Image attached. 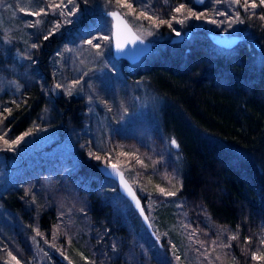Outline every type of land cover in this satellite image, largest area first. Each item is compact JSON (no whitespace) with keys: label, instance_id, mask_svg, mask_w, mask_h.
Masks as SVG:
<instances>
[{"label":"trees","instance_id":"trees-1","mask_svg":"<svg viewBox=\"0 0 264 264\" xmlns=\"http://www.w3.org/2000/svg\"><path fill=\"white\" fill-rule=\"evenodd\" d=\"M141 1L131 0L137 13L146 10ZM145 1L149 2L148 14L171 20V27L167 24L152 27L150 21L140 18L142 29L148 27L160 37L152 38V48L137 61L119 58L120 70L129 78H141L159 97L153 108L156 125L152 139L156 143L157 139L173 137L178 144L180 186L177 194L187 225L195 230V236L205 247H211L219 238V230H231V237H238L235 240L229 237L228 243L235 263L253 264L252 252L264 233V20L260 19L264 15V6L259 5V0H256L258 7L247 11L236 5L243 23H232L231 26L227 18L215 19L217 23L214 24L209 22L213 18L208 16L186 19L181 24L172 20L174 9L180 4L190 5L197 13L204 9L201 10L194 0ZM76 2L80 9L76 16L62 17L45 4L43 8L47 15H28L27 24L17 23L23 19L21 14L27 16L18 9L20 17L15 15V24L8 30L0 27V66L9 63L24 69V75H17L21 81L19 95L0 94V125L15 134L34 131L35 125L49 110L47 103L51 99L55 109L51 108L54 118L50 123L55 125V136L35 149L25 143L28 146H24L26 151L22 154L32 150L35 160L36 153L37 156L47 153V167H66L48 169L47 172L63 174L69 184L67 187L59 183L60 186L52 189L39 181L37 187V182L29 187L30 180L22 181L21 175L18 176L20 180L5 185L0 192V201L11 212L12 220L18 215L23 220L20 222L31 224L22 212L27 204L33 205L27 198L32 196L41 206L43 200L39 198L44 197L49 203L67 193L71 201L82 200L80 207L84 212L79 215L77 224L83 229L79 235L86 244L89 262L148 264V261L157 264L141 256L134 257L133 261L122 257L124 249L122 244H117V237L126 238L127 232L120 211L103 192L107 187L101 181L114 183V180L98 170L99 160L89 156V151H94L87 135L89 126L84 125L87 100L73 91L71 95L65 90L55 93L49 86L54 79L52 57L57 48L73 34L86 35L93 23H98L99 30L106 33L107 28L100 19L107 18L108 25L110 18L106 9L118 8L108 0ZM95 5L99 8L95 9ZM3 6L8 8L7 1ZM130 16L134 17H127L131 19ZM37 19L42 21L39 25L28 26ZM65 19L73 22L61 23L60 28L54 30V25ZM178 29L184 32L175 36ZM50 30H54V34L44 40L43 36ZM212 31L236 33L239 38L232 45H222L211 38ZM33 43L39 47L32 48ZM8 108L12 110L11 114L4 111ZM123 139L140 153L146 148L129 133ZM17 150L16 146L12 151L14 156L18 154ZM138 193L143 201V195ZM53 202V206H46L36 215L34 224L46 239L53 237L59 244L64 238L51 234L57 221ZM59 231L64 234L63 230ZM35 239L42 241L38 237ZM27 242L16 222L0 223V264H9L3 258L8 247L17 252L20 262L26 261ZM110 243H114L113 250L108 246ZM39 245L43 246V243ZM116 248L121 249L120 254Z\"/></svg>","mask_w":264,"mask_h":264},{"label":"rangeland","instance_id":"rangeland-1","mask_svg":"<svg viewBox=\"0 0 264 264\" xmlns=\"http://www.w3.org/2000/svg\"><path fill=\"white\" fill-rule=\"evenodd\" d=\"M5 1H7V9L3 6ZM194 1L200 5L201 10L204 9L201 11V13H206L203 18L207 16L220 20L227 18L229 21L230 18L237 15L236 5L231 3V0H220L219 3L216 0ZM56 2L58 3L59 0ZM48 3L49 0H31V4L28 3V0H0V27L8 30L13 23L15 24L13 18L15 15L20 17L18 9L21 7L38 10L45 7L43 6L45 4L47 6ZM147 4H149L148 1H141L143 7ZM185 6L192 10L190 5ZM68 8L75 11L72 5H68ZM98 8L99 6L95 5V9ZM146 10L150 11V8L147 7ZM218 12L226 13V15H217ZM185 15L186 13L174 11L172 17H176L174 21L177 23L178 20L184 19ZM21 16L22 21L17 23L27 24L28 15L23 16L21 14ZM126 18L141 36L148 39L160 37L158 33L153 32L152 35H148L145 29L150 31L149 28L142 29L140 27L142 21L139 19L131 16V19L127 16ZM100 20L107 28L106 33L99 30L98 23H93L91 30L86 35L73 34L57 48L52 57L54 79L49 83V86L55 93L71 89L87 100L88 109L84 113L87 121L84 122V125L89 126L87 135L94 153L102 157L99 163L117 164L136 192H140L144 197L143 207L157 238H154L147 230L131 202L118 190L115 181L114 183L101 181L107 187L103 189V192H106L107 198L120 211L126 228V238L117 237V244L123 245L125 251L122 252V257L133 261L134 257L139 258L141 256L152 259L157 264H236L230 247L224 246L229 243V237L232 235L231 230H219V238L215 241L216 243L212 244L211 247H205L198 243L199 240L192 234L193 231L187 225L186 214L177 194L180 186L178 144L177 142L176 145L171 143L173 139L175 140L173 137L157 139L156 143L152 139L153 129L156 125V114L153 108H155V103H158L159 97L145 86L141 78H129L120 70L119 58L115 57L111 51V39L109 42L94 41V43H101V55H97L96 49L84 42L93 36L108 35L111 37V18L108 25L106 24L107 18ZM20 30L25 34L23 29ZM177 32L182 34L184 30L178 29L174 34L175 36H177ZM0 71V94L19 95L21 81L17 75H24V69H19L8 63L4 67L0 66ZM74 81H79V83L72 87ZM57 84L61 87L57 88ZM47 106L49 110L44 114L43 119L41 118L39 123L35 125V130L25 131L30 134L24 137L19 144L10 148L3 139H0V192L9 181L20 180L18 176L21 175L23 176L22 181L30 180L29 187L34 186L33 184L36 182L37 187L39 181L52 189L60 186L59 183L69 186L60 171L59 176L56 173L47 172L48 169L60 170L64 166L47 167V162H45L47 153H43V157L37 156L36 153L35 160L31 153L32 150L27 151L25 155L22 154L28 146L25 143H29L35 149L42 147L44 143L55 136V125L50 123L54 118L51 108L55 109L51 99H48ZM53 114L57 116L55 113ZM127 133L134 136L139 144L146 147L143 153H140L123 139ZM23 134H15L13 130L9 132L0 125V136L9 141L15 140ZM16 146L18 154L14 156L12 151ZM24 146L26 147L24 148ZM137 158L143 161V164L137 163ZM160 188L166 191H174L176 195L165 196L160 193ZM67 195L64 193L63 196H58L57 201H52L56 205L57 221L56 226L53 224L51 228V234L64 238L59 244L53 237L46 239L42 234L37 235L39 229L34 224L36 215L46 209V206L52 205L51 201L47 203L48 201L44 197L39 198L43 200V205L38 206L37 201L32 196L27 198L33 205L27 204L22 212L25 220L32 221L31 224L20 222L23 220L19 219L18 215H15V219L12 220L11 212L2 206L0 201V223L16 222L21 233L27 237L29 254L25 259L26 261L23 259L21 264H39L41 262L43 264L54 262L55 264H70V262L71 264H92L89 262V255L86 254L88 253L86 244L79 235L83 229L78 228L77 224L79 215L84 212L80 207L82 200L76 198L77 200L71 201ZM31 208L34 209L29 211ZM59 230H63L64 234ZM37 237L41 238L42 241H36L35 238ZM262 239H264V233L260 241ZM40 243H43V246H40ZM108 246L112 250L114 249V243H110ZM116 250L119 254L121 253L120 248L119 250L116 248ZM9 252L17 257V252L8 247L7 253L3 257L4 260L6 259L9 264H15L8 255ZM253 252H256L257 255L264 254V244L258 243ZM176 256L180 257L179 261H177ZM253 262V264H264V260H253ZM147 263L149 264L148 261Z\"/></svg>","mask_w":264,"mask_h":264},{"label":"snow or ice","instance_id":"snow-or-ice-1","mask_svg":"<svg viewBox=\"0 0 264 264\" xmlns=\"http://www.w3.org/2000/svg\"><path fill=\"white\" fill-rule=\"evenodd\" d=\"M87 2H88V0H85V3H87ZM201 2H203V0H201ZM216 2L219 3L220 0H216ZM28 3L31 4V0H28ZM108 3H110V4L114 3L118 8L128 10L126 12L109 11L107 13L108 16L112 17L113 20L116 21V25H115L116 31L114 33V36H115L117 51L122 52L124 50L125 45H127L129 43L135 44V43H137V41H139L140 43H143L141 36L138 33L133 32L132 26H130L129 23L124 19L125 16L132 15L136 19L143 18L145 20H148L151 22L152 27L158 28L160 25H164V24H167L169 27H171V20L159 19L157 17H154L153 15H149L146 10H141L137 13V9L134 7L131 0H108ZM231 3H233L235 5H241L246 11L249 8L255 9L256 7H258L256 0H251V3L249 2V0H231ZM68 5H72L73 8L75 9V11H73L72 9H69ZM259 5L264 6V0H259ZM47 7L49 9H51L52 11H58L59 15L62 17L76 16L77 13L80 12V9L77 5L76 0H59L58 3L56 2V0H49ZM145 8H147V5L145 6ZM65 9H67V11H65ZM20 10L25 12L26 15H31V16H35V17H40L42 15L48 14V12L43 7L39 8L38 10H30V9H25V8L21 7ZM174 11L176 13H186V15L184 16V19L177 21L178 23H181V24H183L184 20H186V19H190L193 17L195 19H201L203 16H206V13L194 12L190 8H186V6L184 4H180L178 7H176L174 9ZM216 14L217 15H226V13H219V12ZM260 19L264 20V15L260 16ZM172 20H176V17L173 16ZM41 22H42L41 20L37 19L34 23H29L28 26L29 27H35L36 25H39ZM72 22H73L72 20H68V19H65L62 22H58L54 25V30H58L61 26V23H69L70 24ZM209 22L214 23V24L217 23V21L215 19L209 20ZM228 23H229V26H231L232 23H243V20H241L239 17V14H237L235 18H230ZM121 26H123V31L126 33V35H124L123 37H122ZM140 27H143V25H141ZM54 30H50L47 35L43 36V39L48 40L50 38V36L54 34ZM145 31L148 32V35L153 34L151 31H148L147 29H145ZM176 35L179 36L180 33L177 32ZM110 39H111V37L108 35H100V36H93L91 39H87L84 42L86 44H88L89 46H91L92 48L96 49L97 55H101L102 54V52H101L102 45L99 42L94 43V41H100V40L109 41ZM31 47L37 48V47H39V45L33 43L31 45ZM69 51H70V49H69ZM78 83H79V81H74L72 87H75V85ZM56 87L60 88L61 85L57 84ZM68 94L71 95V89H68ZM4 111L11 114L12 110L10 108H8V109H4ZM29 134H30L29 132H25L22 136L17 137L15 140H12V141L4 139L3 136H0V139H3L4 143L11 148L13 145L19 144L24 139V137L28 136ZM171 143L173 145H176V141L174 139L171 141ZM89 156H92L96 160L102 159L101 155L94 153V152H89ZM136 162L143 164V161L139 160L138 158H137ZM109 168L111 169V172H107V170ZM105 171L107 172L108 175L115 174V175L120 177V181H121V184L123 185L124 191L127 193L128 196H130L131 200L135 204V207L139 210L140 215L142 217H144L145 220H147L148 217L144 215V209L141 206L140 200L137 198L135 193L132 192V189L127 185V182L124 180L123 173L119 170L118 165L115 163L108 164L105 167ZM159 191L161 194H163L165 196H175L176 195V192L166 191L163 188H160ZM36 234L41 235V233L38 230H37ZM192 234L195 235V230L193 231ZM237 238H238L237 235H233L231 237L232 240H235ZM247 240H248V238H246V242H247ZM198 243H202V242L198 241ZM213 243L215 244L216 242L213 241ZM260 243L264 244V239H262L260 241ZM224 246L231 247L230 244L224 245ZM8 255L11 257V260L15 262V264H21L20 260L17 259L16 256H13L11 252H9ZM176 259H177V261H179L180 257L176 256ZM252 259L253 260H264V254L257 255L256 252H253L252 253ZM70 264H71V262H70Z\"/></svg>","mask_w":264,"mask_h":264},{"label":"water","instance_id":"water-1","mask_svg":"<svg viewBox=\"0 0 264 264\" xmlns=\"http://www.w3.org/2000/svg\"><path fill=\"white\" fill-rule=\"evenodd\" d=\"M109 11H120V10L118 8L106 9L105 13L107 14ZM110 18H111V51H112V53H113V55L115 57H117V58H125L128 61H130V62H135L142 55H144L146 52H148L152 48L154 40L148 39V38H145V37L141 36L133 28V26L131 25V23L128 21V19L125 16L124 19L129 23L130 26H132L133 32H136V33H138L141 36V38L143 40V43H140L139 41H137V43H135V44L129 43V44L125 45L124 50L122 52L117 51L116 42H115V36H114V33L116 31V28H115L116 21H114L112 17H110ZM121 30H122V37H123L124 35H126V33L123 31V26H121ZM187 34L188 33L185 32V35H187ZM180 35H182V34H180ZM210 36L215 42H217L219 44H222V45H232L239 38V35L236 34V33H227V32H222L221 33V32H216V31L210 32ZM108 164H112V163H107V164L99 163L98 164V170L103 175H105L106 177H109V178H111V179H113L115 181L118 190L121 193H123L128 198V200L131 202L132 206L134 207V209L138 213L140 219L142 220V222L145 225V227L147 228V230L150 232V234L154 238H157V236L155 234V231L152 228V225L150 223L149 218L147 220H145L144 217H142L140 215V212L135 207L134 202L131 200L130 196H128L127 193L124 191L123 185L121 184V181H120V177L115 175V174L108 175L107 172H111L110 168L107 170V172L105 171V167ZM119 170L123 173L124 180L127 182V185L132 189V192H134L135 195L137 196V198L140 200L141 206L143 207V202H142V199L140 198L139 194L136 192L135 188L130 183V181L127 179V177L125 176L123 170L120 167H119ZM143 209H144V207H143ZM144 215L148 217L145 209H144Z\"/></svg>","mask_w":264,"mask_h":264}]
</instances>
